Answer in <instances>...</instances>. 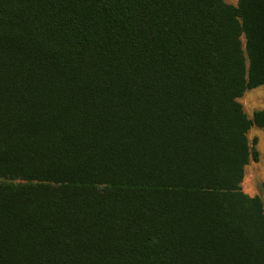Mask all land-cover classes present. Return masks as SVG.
Masks as SVG:
<instances>
[{
  "label": "trees",
  "instance_id": "16d2710c",
  "mask_svg": "<svg viewBox=\"0 0 264 264\" xmlns=\"http://www.w3.org/2000/svg\"><path fill=\"white\" fill-rule=\"evenodd\" d=\"M259 85L264 0H0V264H264Z\"/></svg>",
  "mask_w": 264,
  "mask_h": 264
},
{
  "label": "rangeland",
  "instance_id": "374dc122",
  "mask_svg": "<svg viewBox=\"0 0 264 264\" xmlns=\"http://www.w3.org/2000/svg\"><path fill=\"white\" fill-rule=\"evenodd\" d=\"M227 3L236 4L238 0H225ZM243 41L244 38L242 37ZM238 101L246 114L251 117L253 111L264 108V86L259 85L251 89H247L239 98ZM247 137L250 145L252 138L256 137L254 147L258 151V159H249L244 166V174L240 183L244 192L249 195H258L264 207V131L262 128L252 126Z\"/></svg>",
  "mask_w": 264,
  "mask_h": 264
}]
</instances>
